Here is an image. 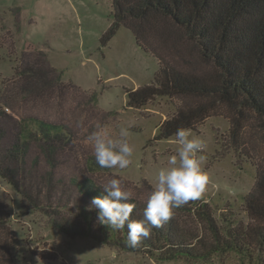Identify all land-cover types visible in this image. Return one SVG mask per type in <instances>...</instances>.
<instances>
[{"label":"rangeland","instance_id":"rangeland-1","mask_svg":"<svg viewBox=\"0 0 264 264\" xmlns=\"http://www.w3.org/2000/svg\"><path fill=\"white\" fill-rule=\"evenodd\" d=\"M113 23V0H0L4 96L0 103L17 123L37 119L63 127L72 138L50 158L38 142L32 143L26 155L23 187L53 211L51 215L34 209L0 177V204L11 216L7 230L0 232V264H264V249L254 250L250 257L229 251L206 260L160 261L90 236L71 237L56 228L55 220L62 219L75 227L83 225L81 211H88L91 201L80 187H96L105 194L103 186L119 179L131 200L146 204L156 173L167 167V158L179 147L173 142L175 137L156 141V136L160 125L176 115L182 100L158 97L141 109L128 106L127 91L154 83L160 64L124 26L103 44ZM224 113L191 130L190 138L205 142L198 155L206 157L202 168L209 176L207 190L196 201L209 203L218 224L226 229L229 221L250 223L245 198L256 186L255 161L264 157V143L251 145L256 148V160L236 150ZM97 124L114 138L121 127L128 129L134 148L129 168H89L95 158L85 141ZM6 141H15L8 129ZM173 217L183 228L205 235L193 214L174 213ZM94 223L97 233L100 225L97 219Z\"/></svg>","mask_w":264,"mask_h":264},{"label":"trees","instance_id":"trees-1","mask_svg":"<svg viewBox=\"0 0 264 264\" xmlns=\"http://www.w3.org/2000/svg\"><path fill=\"white\" fill-rule=\"evenodd\" d=\"M113 8L114 23L103 44L124 26L160 64L154 83L127 91L128 106L141 109L158 97L182 100L176 115L160 125L156 141L173 138L181 127L196 130L225 110L224 115L231 123V144L256 160L253 153L256 148L251 145L254 141L264 143V0H113ZM203 63L209 64L210 70ZM33 73L37 77V70ZM0 98H4L1 85ZM7 129L15 136L13 143L6 141ZM68 134L61 126L37 119L17 123L0 103V177L15 187L34 209L49 215L53 211L41 206L39 198L23 187L26 155L32 143L38 142L50 158L60 146L72 142ZM256 156L261 158L260 154ZM255 162L256 186L245 198L248 225L229 221L224 229L209 203L196 200L173 212L193 214L204 227L205 235L183 228L173 213L161 227L152 228L150 236L142 239L135 249L126 246L127 227L114 230L98 223L100 229L96 233L95 209L81 211L83 225L79 227L62 219L59 211L56 213L62 220L54 219V224L68 236H90L160 261L206 260L229 251L250 257L254 250L264 249V157ZM97 167L96 162L90 161L89 168ZM80 188L90 201L104 195L96 187ZM126 202L135 205L130 220H142L147 203L133 199ZM10 218L7 208L0 204V232L7 230Z\"/></svg>","mask_w":264,"mask_h":264},{"label":"clouds","instance_id":"clouds-1","mask_svg":"<svg viewBox=\"0 0 264 264\" xmlns=\"http://www.w3.org/2000/svg\"><path fill=\"white\" fill-rule=\"evenodd\" d=\"M95 127L85 142L92 146L96 164L102 169L129 168L134 148L128 140V129L121 127L118 138H114L100 124ZM191 135V129L182 127L175 132L173 142L179 147L176 154L167 158V167L156 173L142 220H130L135 205L126 202L131 194L122 189L119 179L108 181L103 186L105 194L91 200L88 210H97L100 225L114 230L127 227V247L138 248L142 239L150 236L152 228L161 227L172 217L173 209L200 198L207 190L209 176L202 168L206 157L198 155L205 148V142L190 138Z\"/></svg>","mask_w":264,"mask_h":264},{"label":"built area","instance_id":"built-area-1","mask_svg":"<svg viewBox=\"0 0 264 264\" xmlns=\"http://www.w3.org/2000/svg\"><path fill=\"white\" fill-rule=\"evenodd\" d=\"M4 110H5L6 112H9V109H8V108H4Z\"/></svg>","mask_w":264,"mask_h":264}]
</instances>
